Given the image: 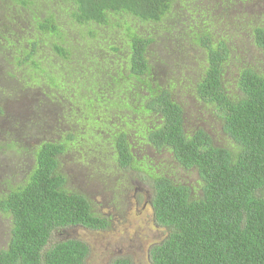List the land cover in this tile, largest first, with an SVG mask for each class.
<instances>
[{
  "label": "trees",
  "instance_id": "16d2710c",
  "mask_svg": "<svg viewBox=\"0 0 264 264\" xmlns=\"http://www.w3.org/2000/svg\"><path fill=\"white\" fill-rule=\"evenodd\" d=\"M195 1L0 0V66L1 59L6 64L0 98L23 107L13 126L41 131L45 120L30 117L41 111V95L66 128L31 149L27 174L0 194V214L10 223L0 264H84L85 243L49 245L52 233L108 227L83 195L66 188L60 170L66 154L150 179L153 219L166 230L150 249V264H264V72L235 58L212 28L208 7L205 14L201 4L190 8ZM229 4L221 0L222 20ZM251 31L264 58V26ZM170 36L188 37L202 53L191 95L219 120L226 145L216 146L200 127L186 133L185 105L156 77L158 47L167 51ZM232 68L231 90L224 76ZM148 149L163 155L162 164L152 163ZM180 172L195 175L194 182H179Z\"/></svg>",
  "mask_w": 264,
  "mask_h": 264
},
{
  "label": "rangeland",
  "instance_id": "374dc122",
  "mask_svg": "<svg viewBox=\"0 0 264 264\" xmlns=\"http://www.w3.org/2000/svg\"><path fill=\"white\" fill-rule=\"evenodd\" d=\"M229 3L224 20H222L221 0H196L189 4L194 12L201 4L203 9L201 14H205V8L208 7L211 12L210 18H215L211 21L212 28L216 33L225 36L235 58L246 63H257L260 70L264 72V58L251 43V28L256 25L264 26V0H229ZM173 6L180 7L178 4ZM204 18L206 19L205 15L201 17V19ZM166 48L167 51H164L162 47H158L162 61L154 66L157 69L156 77L162 86L172 91L177 101L185 105V132L189 133L200 127L212 134L216 146L226 145L227 137L221 132L219 120H216L209 109H204L202 104L193 98V91L191 95L190 90H193L202 72V53L191 48L188 37H185V41H180L170 36ZM1 65L0 84H3L6 78L2 73L6 64L2 59ZM233 72L232 76L230 74L224 76L225 83L231 84V90L236 68ZM12 83L20 91H25V94L31 92L28 88L24 89L23 83L16 81ZM18 92L15 98L25 96ZM32 97L33 101L38 103L37 95L33 92ZM40 98L43 101L40 106L41 111L37 114L33 112V116L30 117H34L37 122L44 119L46 123L42 125L41 131L34 129L30 133L21 131L16 123L13 126L12 117H16L18 121L17 114L23 107L17 109L14 99H8L4 104V100L0 98L2 110L0 115V194L6 193L27 174L33 160L31 149L43 141L56 140L58 135L66 129L53 117L57 109L48 105L41 95ZM9 131L12 135L7 136ZM12 142H15L21 151L9 148ZM7 144L9 146L5 147ZM145 155L154 165L162 164L163 155L151 149H148ZM97 166L96 163L91 166L69 154L60 159V170L67 180L66 188L83 195L94 212L108 221V227L104 230H88L79 226L60 229L52 233L49 245L70 239L80 240L88 247V256L84 264H112L115 259L121 258L127 259L130 264H150V249L166 236V230L158 226L153 219L150 206L152 196L150 179H142L143 176L137 171L122 172L116 169L109 170L105 165H102L100 169ZM175 177L185 185L195 180V175L191 173L180 172ZM9 230V220L0 214V250L4 249L8 243Z\"/></svg>",
  "mask_w": 264,
  "mask_h": 264
}]
</instances>
